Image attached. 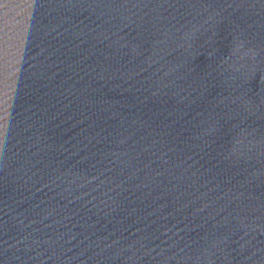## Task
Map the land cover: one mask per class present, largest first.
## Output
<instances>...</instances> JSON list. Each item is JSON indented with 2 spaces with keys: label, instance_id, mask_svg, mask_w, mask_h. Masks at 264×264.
Segmentation results:
<instances>
[{
  "label": "water",
  "instance_id": "1",
  "mask_svg": "<svg viewBox=\"0 0 264 264\" xmlns=\"http://www.w3.org/2000/svg\"><path fill=\"white\" fill-rule=\"evenodd\" d=\"M0 264H264V0H0Z\"/></svg>",
  "mask_w": 264,
  "mask_h": 264
}]
</instances>
